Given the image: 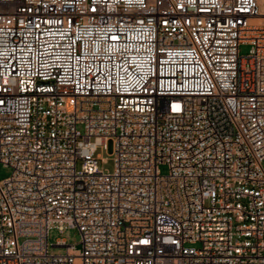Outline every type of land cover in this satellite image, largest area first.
Returning a JSON list of instances; mask_svg holds the SVG:
<instances>
[{
  "label": "built area",
  "instance_id": "built-area-1",
  "mask_svg": "<svg viewBox=\"0 0 264 264\" xmlns=\"http://www.w3.org/2000/svg\"><path fill=\"white\" fill-rule=\"evenodd\" d=\"M0 164V264H264V0H0Z\"/></svg>",
  "mask_w": 264,
  "mask_h": 264
},
{
  "label": "rangeland",
  "instance_id": "rangeland-1",
  "mask_svg": "<svg viewBox=\"0 0 264 264\" xmlns=\"http://www.w3.org/2000/svg\"><path fill=\"white\" fill-rule=\"evenodd\" d=\"M251 46L249 44H243L240 46V53L247 54ZM98 154L103 158V161L100 162L101 167L108 172L114 170V142L110 140L107 142L106 146H99ZM161 171L166 173L168 168L166 166H161ZM11 174V168L0 164V179L5 178ZM59 239L65 240L66 243L75 245V248L81 247V233L78 228L67 227L64 230L60 231L57 227L53 226L49 230V242L51 244L56 243ZM23 238L20 239L22 241ZM50 252L53 253H65V247L59 246H50Z\"/></svg>",
  "mask_w": 264,
  "mask_h": 264
}]
</instances>
